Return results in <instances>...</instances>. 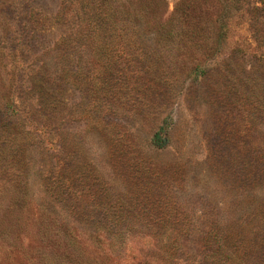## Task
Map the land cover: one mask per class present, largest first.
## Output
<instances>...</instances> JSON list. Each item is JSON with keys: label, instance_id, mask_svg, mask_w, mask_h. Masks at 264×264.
Here are the masks:
<instances>
[{"label": "trees", "instance_id": "obj_1", "mask_svg": "<svg viewBox=\"0 0 264 264\" xmlns=\"http://www.w3.org/2000/svg\"><path fill=\"white\" fill-rule=\"evenodd\" d=\"M18 1L0 0V62L6 59L15 63L14 67L11 64V68L6 65L8 69H0V203L5 202L0 208H35L41 220V237L52 239L63 248V252L55 256L56 264H264V234L254 235L252 242L240 243L239 240L244 239L241 234L227 239L230 232L217 230L218 227L208 228L204 241L193 243L195 255H192L186 241L194 230L180 225L189 224L190 217L179 213L174 196L169 190L164 191V187L154 200L158 209L155 213L153 208H143L145 205L137 210V203L126 202L122 197L112 202L110 190L104 195L92 193L91 201L80 197L69 199L62 192L63 181L58 184L59 193L57 187L53 190L51 183L46 186L48 189L44 186L45 192L49 189L52 192L51 198L34 203L28 194L29 161L25 158L27 146L22 137L26 123L34 122V117L22 116L15 95L21 88L26 94H32L40 113L51 123L59 111L65 110L64 102L58 100L64 91L56 84L51 71L41 64L32 74L20 72L23 57L26 61L31 59L29 40H33L36 33L31 28L38 25L41 15L30 0H23L25 9L17 12L13 7ZM59 1L56 20H73L71 30L55 42L59 56L66 59L67 71L60 81L79 86L80 81L83 83L81 71L89 66L86 79L89 95L102 97L94 103H100L98 111L107 110L117 115L121 101L129 110H139V113L151 110L149 115L155 119L165 110L164 102L173 91L178 93L175 87L181 82L192 78L208 84L217 76L222 80V89L217 95L246 104V108L242 104L240 107L248 110L254 123L259 117L264 118V55H254L258 64L249 68L248 59H254L249 57L252 44L248 48L232 47L230 41L235 18L239 21L247 12L251 16V32L255 26H261L264 0H179L167 19L163 18L169 8L166 0ZM12 9L17 18L23 16L22 22L28 24L29 29H25L24 24L21 31L17 28L9 16ZM213 9L218 10V18H207ZM260 35L252 33L247 40L258 42L262 38L264 43L263 34ZM20 37L29 40L24 42ZM138 64L143 65L147 77L135 70ZM73 67L77 72L70 73ZM19 76H25L22 85L18 82ZM152 80L165 86L156 99L150 86ZM101 120L100 127L105 123L104 118ZM172 123V119L166 118L160 124L151 139L152 146L161 149L169 143ZM250 125H253L251 121ZM114 138L111 139L116 143L114 155H126L129 149L122 146L129 139L119 136L116 141ZM222 138L227 140L228 136L222 135ZM259 159L264 166V152ZM157 177L163 184L165 175L158 173ZM76 200L78 204L74 203ZM91 202L102 211L101 216L89 213ZM63 209L65 214L61 213ZM127 222L133 224L124 225ZM81 239L90 243L91 250H84ZM40 260L42 264H55L43 257Z\"/></svg>", "mask_w": 264, "mask_h": 264}, {"label": "rangeland", "instance_id": "obj_2", "mask_svg": "<svg viewBox=\"0 0 264 264\" xmlns=\"http://www.w3.org/2000/svg\"><path fill=\"white\" fill-rule=\"evenodd\" d=\"M166 1L169 8L164 19L174 12L179 0ZM30 2L41 16L38 25L30 27L36 31L33 40L20 37L32 44L31 59L26 61L27 58L23 57L20 72L32 74L40 64L49 69L56 84L63 87L64 95L58 100L65 105V110L59 111L49 123L40 113L32 94H26L21 88L15 95L22 116L34 117V122L26 123L22 137L27 146L25 158L29 161L28 194L35 204L51 198L52 192L50 189L45 192L44 186L51 183L53 190L57 187L59 193L60 181H63L65 189L61 187L62 192L69 199L80 197L91 201L92 193L104 195L110 190L112 202L122 197L126 202L137 203V210L145 205L143 208H153L155 213L158 209L154 200L160 188L164 187V191L167 189L174 196L179 213L190 217L189 224L180 225L190 226L194 230L186 241L192 255H195L193 243L204 241L208 228L218 227L217 230L230 232L227 239L241 234L244 239L239 240L240 243L244 240L252 242L254 235L264 234V166L259 159L260 153L264 152L263 117L254 123L248 110L240 107L242 104L246 108V104L232 102V97L217 95L216 92L222 89V80L217 76L210 79L208 84L192 78L181 82L175 87L178 93L173 91L172 96L164 102L165 110L158 113L155 119L149 115L151 110L139 113V110H129L121 101L117 115L107 110L98 111L100 103H94L102 97L89 95L90 86L86 80L89 66L83 67V83L80 81L79 86L72 87L69 82L65 84L60 81L67 71L66 59L59 56L55 42L71 30L73 20H56L61 6L59 0ZM23 7L25 9V3L20 0L13 8L18 12ZM262 14L260 28L255 26L258 31L252 28L251 32L249 24L252 22L249 21L251 16L248 12L239 21L235 18L230 31L232 47L248 48L252 44L249 49L251 53L248 54L254 59H248L249 68L258 64L254 55H264L262 38L258 42L247 40L252 33L258 36L263 34L264 39V12ZM218 15V10L213 9L206 17L214 19ZM9 16L21 31L23 16L17 18L13 9ZM24 28L29 29V25L24 24ZM11 42L14 43L13 39ZM14 64L11 60L3 59L0 69L14 67ZM17 64L19 66L20 62L17 61ZM143 68L141 64L135 65V70L147 77ZM71 72H77V68L73 67ZM256 73L259 74L258 71ZM23 79L25 76H19L20 85ZM150 83L156 99L165 86L156 80ZM143 87L146 88L145 85ZM103 114L105 123L100 127L98 125L102 122ZM166 118L173 122L169 130L170 141L164 148L158 149L151 145V139ZM222 135H227V140ZM119 136L129 139L122 146H127L129 150L126 155L117 157L114 155L116 143H112L111 139L116 137L114 139L117 141ZM158 173L165 175L163 184L157 177ZM78 202L76 200L74 203ZM91 203L89 213L101 216L102 211ZM20 210L16 207L8 210L0 208V264H42L40 257L55 263V256L62 253L63 248H59L52 239L41 237V220L35 208ZM61 213L65 214L64 209ZM142 225L138 224L139 227ZM81 240L84 250H91L90 243ZM36 252L42 256L35 255Z\"/></svg>", "mask_w": 264, "mask_h": 264}]
</instances>
